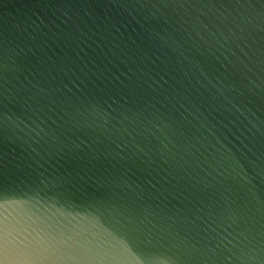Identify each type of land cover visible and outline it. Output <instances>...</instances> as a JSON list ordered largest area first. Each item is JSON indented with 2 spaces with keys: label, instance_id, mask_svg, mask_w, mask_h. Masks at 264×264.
<instances>
[{
  "label": "water",
  "instance_id": "1",
  "mask_svg": "<svg viewBox=\"0 0 264 264\" xmlns=\"http://www.w3.org/2000/svg\"><path fill=\"white\" fill-rule=\"evenodd\" d=\"M0 264H264V0H0Z\"/></svg>",
  "mask_w": 264,
  "mask_h": 264
}]
</instances>
